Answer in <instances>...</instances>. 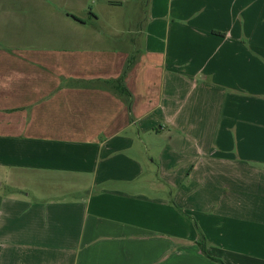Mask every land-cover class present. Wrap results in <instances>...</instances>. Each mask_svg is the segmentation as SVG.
Instances as JSON below:
<instances>
[{
    "label": "crops",
    "instance_id": "1",
    "mask_svg": "<svg viewBox=\"0 0 264 264\" xmlns=\"http://www.w3.org/2000/svg\"><path fill=\"white\" fill-rule=\"evenodd\" d=\"M199 231L264 264V0H0V264H219Z\"/></svg>",
    "mask_w": 264,
    "mask_h": 264
},
{
    "label": "trees",
    "instance_id": "2",
    "mask_svg": "<svg viewBox=\"0 0 264 264\" xmlns=\"http://www.w3.org/2000/svg\"><path fill=\"white\" fill-rule=\"evenodd\" d=\"M105 84L111 88H113L117 93H119V95L125 96V97H129L130 93L127 90L125 84H124V80L123 78H119L117 80H113V81H106ZM201 253L206 256L207 258H209L211 261L219 263V264H224L222 261L210 256L208 254V246H207V241L205 236L202 234V232L199 231V239L197 242Z\"/></svg>",
    "mask_w": 264,
    "mask_h": 264
},
{
    "label": "rangeland",
    "instance_id": "3",
    "mask_svg": "<svg viewBox=\"0 0 264 264\" xmlns=\"http://www.w3.org/2000/svg\"><path fill=\"white\" fill-rule=\"evenodd\" d=\"M95 2H97V1H95ZM139 3H140V4H139V9H140V7H141V9L144 10V12H143L144 15H146L145 13H146L147 3L142 4L140 1H139ZM134 8H135V6H133L132 3H129L128 5L126 4L125 12H123V11H121V12L125 13L127 16L130 17V15H132V13H133V11H134ZM141 9H140V10H141ZM132 37H133V39L136 38L135 35H133ZM138 37L140 38V36H138ZM138 43H140V42H138Z\"/></svg>",
    "mask_w": 264,
    "mask_h": 264
}]
</instances>
